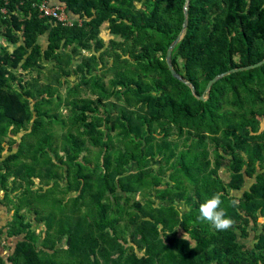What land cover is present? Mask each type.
<instances>
[{"label": "trees", "instance_id": "trees-1", "mask_svg": "<svg viewBox=\"0 0 264 264\" xmlns=\"http://www.w3.org/2000/svg\"><path fill=\"white\" fill-rule=\"evenodd\" d=\"M185 5L0 0V264H264V63L205 93L264 59V0L189 1L172 62L205 100L166 61ZM216 193L227 231L198 219Z\"/></svg>", "mask_w": 264, "mask_h": 264}, {"label": "clouds", "instance_id": "clouds-1", "mask_svg": "<svg viewBox=\"0 0 264 264\" xmlns=\"http://www.w3.org/2000/svg\"><path fill=\"white\" fill-rule=\"evenodd\" d=\"M223 203L224 201L222 200L221 193L212 195L200 204L198 219L202 222L209 223L218 231H227L231 229L235 221L228 216L226 209L222 206ZM236 205L237 201L232 200L230 206L235 207Z\"/></svg>", "mask_w": 264, "mask_h": 264}, {"label": "water", "instance_id": "water-1", "mask_svg": "<svg viewBox=\"0 0 264 264\" xmlns=\"http://www.w3.org/2000/svg\"><path fill=\"white\" fill-rule=\"evenodd\" d=\"M189 1L190 0H186V5L184 7V21H183V28L181 30V32L178 34V36L174 39V41L170 44L168 50H167V55H166V61H167V64H168V67L172 73V75L176 78H178L179 80H181L182 82L188 84L191 86L192 90H193V93L194 95H196L197 97H199L200 99H203L205 100L207 97L205 95H197L196 92H195V86L192 85L188 80L185 79V77H183L174 67L173 65V62H172V51H173V48L176 46V44L182 39V37L185 35V32H186V28H187V25H188V5H189ZM264 63V59H262L261 61L257 62V63H254V64H250V65H247V66H240V67H236V68H232L230 70H227L223 73H220V74H217L215 77H213L207 87H206V90H205V93H208L213 85V83H215L219 78L223 77L224 75L226 74H229L231 72H235V71H241V70H244V69H250V68H254V67H257V66H260Z\"/></svg>", "mask_w": 264, "mask_h": 264}, {"label": "rangeland", "instance_id": "rangeland-1", "mask_svg": "<svg viewBox=\"0 0 264 264\" xmlns=\"http://www.w3.org/2000/svg\"><path fill=\"white\" fill-rule=\"evenodd\" d=\"M103 36L105 37V39H108V34H107V32L103 33ZM1 39H3V38H1ZM3 40H4V39H3ZM109 76H111V75H109ZM74 79H75V78H74V76H73L72 80H74ZM52 83H53V84H56L55 80H53ZM61 92H62L63 95H67V87H66V85H64V86L61 88ZM85 94H86V93L83 92V95H85ZM61 110H62V113H63V114H65V113L67 114V112H68V110H67L64 106H62V109H61ZM55 128H56V130H57L58 132L61 131L60 126L56 125ZM57 134L59 135V133H57ZM154 164L157 165V162L154 163ZM156 165H154V166H156ZM221 174L224 176V173L221 172ZM37 196H39V195L34 191V193L32 194V196L30 197V201H32V202L35 203V198H36ZM59 198H64V196H63V195H59L57 198L52 199L51 195L49 194V195H47V196L45 197V201L48 202L47 208H45V209H44V212H43V214H45V216L48 214L50 208L52 207V205H53V200H54V203H57V200H58ZM138 198H139V199H144V197H142V196H140V195L138 196ZM42 200H43V197H40V203L43 205V201H42ZM68 205H71V204H68ZM186 208H187V207H186V204L183 203V204L181 205V209L186 210ZM28 216H30V215L28 214ZM29 218H32V219H33V221H32V229H33V230H36V231H40L41 227H40L39 225H37V221L34 220V219H35L34 214H32V216L29 217ZM260 221H261V222H264V218H260ZM3 238H5V237H4V236H3V237H0V239L2 240V242H4V239H3ZM13 240L15 241V240H17V238H16V239H13ZM242 240H243V239H242ZM243 241H244V242L248 241V243H251L250 240H243ZM11 244H13V243H11ZM9 249H10V248H9ZM4 256H5V255H4ZM4 258H5V257H4Z\"/></svg>", "mask_w": 264, "mask_h": 264}, {"label": "crops", "instance_id": "crops-1", "mask_svg": "<svg viewBox=\"0 0 264 264\" xmlns=\"http://www.w3.org/2000/svg\"><path fill=\"white\" fill-rule=\"evenodd\" d=\"M11 214L12 213L10 212V210L0 202V229L3 228L5 230L8 221L11 219ZM3 236L5 237L3 238L4 242H2V240L0 239V256L6 258L7 254H9L14 248L16 240L14 241V238H8L6 233L0 234V237Z\"/></svg>", "mask_w": 264, "mask_h": 264}, {"label": "built area", "instance_id": "built-area-1", "mask_svg": "<svg viewBox=\"0 0 264 264\" xmlns=\"http://www.w3.org/2000/svg\"><path fill=\"white\" fill-rule=\"evenodd\" d=\"M39 10L41 16H52L61 21H67V14L65 12V6L62 4L50 5L46 1L40 4ZM5 11V9L3 10Z\"/></svg>", "mask_w": 264, "mask_h": 264}]
</instances>
